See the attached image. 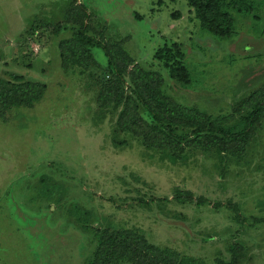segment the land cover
I'll use <instances>...</instances> for the list:
<instances>
[{
  "label": "rangeland",
  "instance_id": "obj_1",
  "mask_svg": "<svg viewBox=\"0 0 264 264\" xmlns=\"http://www.w3.org/2000/svg\"><path fill=\"white\" fill-rule=\"evenodd\" d=\"M79 4L90 33L103 31L134 66L159 73L171 101L230 116L264 90V5L257 19L239 17L237 34L224 40L188 23L183 0H0V77L46 86L33 108L0 117V264H88L105 228L137 230L204 264L231 261L237 246L239 264H264V121L223 163L203 149L180 158L148 149L118 128V111L98 108L104 51L92 50L88 70L66 68L60 57ZM171 42L186 53L189 86L154 57ZM176 191L209 203L179 202Z\"/></svg>",
  "mask_w": 264,
  "mask_h": 264
},
{
  "label": "trees",
  "instance_id": "obj_2",
  "mask_svg": "<svg viewBox=\"0 0 264 264\" xmlns=\"http://www.w3.org/2000/svg\"><path fill=\"white\" fill-rule=\"evenodd\" d=\"M188 6V23L218 39L237 34L238 18H256L263 0H183ZM259 3H262L260 5ZM260 6H259V5ZM74 17L73 37L60 43V57L66 68L88 70L95 61L92 50L101 48L108 61L106 75L98 82V108L118 111L117 126L122 132L143 141L150 150L180 158L189 150H201L221 156L238 157L251 142L264 121V90L237 105L230 116L213 117L171 101L163 92L164 79L157 73L135 65L130 54L119 44H107L104 32L90 33V15L83 5L71 8ZM174 12V11H173ZM175 18L182 11L172 13ZM72 20V18L70 19ZM73 21V20H72ZM168 70L170 77L185 86L192 82L186 53L179 43H166L154 55ZM1 60V52H0ZM130 66H134L129 71ZM12 81L0 77V117L15 108H33L45 96L46 86L12 74ZM128 122L129 128L124 125ZM224 154L226 157H222ZM175 199L197 206L208 200L185 191H176ZM98 246L88 264H204L201 259L183 256L170 247L157 246L134 229H97ZM233 248L232 260L215 264H239L240 254ZM243 250V248H240Z\"/></svg>",
  "mask_w": 264,
  "mask_h": 264
}]
</instances>
